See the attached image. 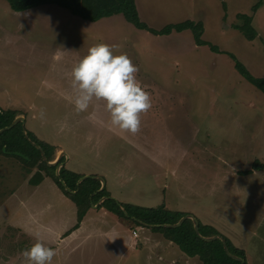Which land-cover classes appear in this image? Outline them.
<instances>
[{
  "label": "rangeland",
  "instance_id": "obj_1",
  "mask_svg": "<svg viewBox=\"0 0 264 264\" xmlns=\"http://www.w3.org/2000/svg\"><path fill=\"white\" fill-rule=\"evenodd\" d=\"M134 2L147 28L122 14L92 22L55 5L14 12L0 0V107L60 149L55 158L65 153L59 164L69 157L70 171L101 177L106 198L192 215L243 250L244 264H264V171L252 169L264 164V94L231 57L264 79V0L253 15L257 0ZM237 14L252 16L256 39L236 30ZM187 20L202 24L204 44L191 29L161 33ZM99 43L126 54L151 95L135 135L110 126L103 102L75 110L69 73ZM24 170L0 157V264H24L36 233L57 250L52 264H200L182 259L162 233L99 210L103 197L75 242L63 240L75 230L76 205L50 178L31 186Z\"/></svg>",
  "mask_w": 264,
  "mask_h": 264
},
{
  "label": "trees",
  "instance_id": "obj_2",
  "mask_svg": "<svg viewBox=\"0 0 264 264\" xmlns=\"http://www.w3.org/2000/svg\"><path fill=\"white\" fill-rule=\"evenodd\" d=\"M10 9L14 12H23L29 9L39 7L42 5H55L57 7L68 10L71 14L79 16L88 21H98L102 18H107L113 15L122 14L124 18L132 23L139 29L147 28L146 25L140 23L138 13L136 10L134 0H5ZM263 0H257L255 5L252 6V15L257 12L262 5ZM237 20L241 22L236 26L242 36L247 41H253L257 37L256 30L252 27V16L245 14H237ZM187 29H191L195 33L197 44H204L200 40L202 33V24L200 22L184 21L181 23L167 25L161 33L168 34L172 30L181 32ZM216 50V47H211ZM231 57L235 61V70L253 87L264 94V79L254 77L245 66L240 63L234 56ZM21 115L16 110L3 109L0 107V129L10 125L12 121ZM26 131L27 137L30 141L34 142L44 152L47 162H53L55 160L57 147L44 140L38 139L30 131ZM5 149V152H3ZM20 153L22 156L14 155L13 153ZM0 157L3 159H14L18 161L22 168L25 170L24 175H30L33 173L28 183L31 186H38L43 178H50L60 190L69 197L77 208V223L73 229L79 226V223L83 220L86 212L90 209V204H95L102 197H109V193L106 186L98 192L96 195L90 196L98 191L101 187L99 181L94 179H86L77 185V181L84 176L81 173L70 171L66 165H63L59 170V178L64 181L66 186L74 191L75 194H70L63 189L59 179L55 175L56 166H48L46 162L42 160L40 151L33 147L29 141L25 139V135L22 132L21 124H17L13 128L0 134ZM64 161V158L61 162ZM252 169L254 171H264V164L255 161ZM251 172V171H250ZM249 173V171L247 172ZM105 208L109 212L117 215L121 218L130 219L135 224H138L131 217L140 220L146 225H164L175 224L183 216L188 215L182 212H173L165 207L164 204H160L154 208H146L142 206L132 204L116 203L112 199L106 198L99 206L98 209ZM125 210L128 216L123 213ZM199 233L203 237L220 236L216 229L202 225L198 221ZM153 231H157L163 234V236L176 245L179 250L184 254V257L197 258L200 264H241L240 262L228 257L223 249L222 243L219 240L211 242H205L200 239L194 232L193 223L190 219L184 220L179 226L174 228L153 227ZM226 245L228 251L239 258H244L243 250H240L226 239Z\"/></svg>",
  "mask_w": 264,
  "mask_h": 264
},
{
  "label": "clouds",
  "instance_id": "obj_3",
  "mask_svg": "<svg viewBox=\"0 0 264 264\" xmlns=\"http://www.w3.org/2000/svg\"><path fill=\"white\" fill-rule=\"evenodd\" d=\"M138 71L126 54H114L113 46L99 43L89 48L69 73L75 110L86 112L94 101L103 102L110 126L137 134L142 115L152 107L150 93L137 79ZM34 239L35 242L21 252L24 264H52L57 250L48 246L39 233Z\"/></svg>",
  "mask_w": 264,
  "mask_h": 264
},
{
  "label": "water",
  "instance_id": "obj_4",
  "mask_svg": "<svg viewBox=\"0 0 264 264\" xmlns=\"http://www.w3.org/2000/svg\"><path fill=\"white\" fill-rule=\"evenodd\" d=\"M24 123H25V120H24L23 117H16V118L12 121V123H11L10 125H8V126L2 128V129H0V134L3 133V132H5V131H7V130H9V129H11V128H13V127L16 126L17 124H21L22 132H23V134L25 135V139H26L27 141H29L30 144H31L33 147H35L36 149H38V150L40 151V154H41L42 160H43L44 162H46V164H47L48 166H56V165H57V167H56V169H55V175H56V177L59 179V182H60L61 186H62L63 189H64L65 191H67L68 193H70V194H74L75 192L71 191V190L66 186V184L64 183V181L61 180V179L59 178V170H60V168L63 166L62 163L59 164V161H60L61 157H62L63 155H65V153H62V154L60 153V155H58L57 159H56L54 162H47V160H46V158H45V155H44V152H43V150L41 149V147L38 146L37 144H35L34 142L30 141V139L27 137V135H26V131H25V129H24ZM3 152H5V149H3ZM13 154H14V155H17V156H22L20 153H17V152H16V153H13ZM65 160H66V158H65ZM58 164H59V165H58ZM88 178H90V179H94V180H97V181H99L100 184H101L100 189H99L98 191H96L95 193H93V195H96L98 192H100V191L104 188L105 182L103 181V179H102L101 177H97V176H88V175H84V176H82V177L78 180L77 184L79 185L82 181H84L85 179H88ZM102 199H103V201H104L106 198L103 197ZM103 201H102V202H103ZM97 205H98V204H96V205H93V204H92L91 206L95 208ZM122 211H123V213H124L125 216H128V214H127V212H126L125 210L122 209ZM131 218H132L135 222H137L138 224H142L143 226H148V227H151V228H153V227L174 228V227L179 226L184 220H186V219H190V220L192 221V223H193L194 232H195V234H196L200 239H202V240L205 241V242H211V241H214V240L219 239V240L222 242V246H223V249H224L226 255H227L228 257H230L231 259H234V260L240 262L241 264H244V260H243L242 258H239V257H237V256H234L233 254H231V253L228 251V247H227V245H226V242H225V240H224L221 236H212V237H203V236H201L200 233H199L198 221H197V220L195 219V217H193L192 215H189V214H188V215L183 216V217H182L177 223H175V224H164V225H146V224L142 223V222H141L140 220H138V219H135V218H133V217H131Z\"/></svg>",
  "mask_w": 264,
  "mask_h": 264
},
{
  "label": "crops",
  "instance_id": "obj_5",
  "mask_svg": "<svg viewBox=\"0 0 264 264\" xmlns=\"http://www.w3.org/2000/svg\"><path fill=\"white\" fill-rule=\"evenodd\" d=\"M59 155V154H58ZM58 155H57V157H58ZM69 157H67L66 158V160L64 159V161H65V163H66V166L68 167V164H69V160L70 159H68ZM57 158H55V160H56ZM54 160V161H55ZM53 161V162H54ZM64 161L62 162V163H64ZM64 163V164H65ZM77 173H79V172H77ZM81 174H83V173H81ZM83 175H85V174H83ZM106 198V197H105ZM93 203H91L90 204V209L88 210V211H91V209L92 210H94L93 209V207L91 206ZM125 204H129V203H125ZM99 206V205H98ZM99 210H103L105 213H111V212H109L108 210H105L104 208H101V209H99ZM88 211L86 212V214L88 213ZM96 212V211H95ZM85 214V215H86ZM85 217V216H84ZM84 219V218H83ZM132 219V218H131ZM133 220V219H132ZM83 221V220H82ZM82 221H81V223H82ZM80 223V224H81ZM80 224H79V226L75 229V230H72V232H68V233H66V234H64V236L62 237V238H64L63 240H66L67 242H70V240H73V242H75V240L77 239V237H78V235H81V234H78V232H80V230H78V228L80 227ZM149 228H151V227H149ZM134 231V230H133ZM135 232V231H134ZM136 233V232H135ZM132 236H133V233H132ZM134 237V236H133ZM137 238V237H136ZM69 246L70 245H72V244H70V243H67ZM107 246V245H106ZM183 256H184V254H183ZM196 258V257H195ZM182 259H184V260H186L185 259V257H183Z\"/></svg>",
  "mask_w": 264,
  "mask_h": 264
},
{
  "label": "built area",
  "instance_id": "obj_6",
  "mask_svg": "<svg viewBox=\"0 0 264 264\" xmlns=\"http://www.w3.org/2000/svg\"><path fill=\"white\" fill-rule=\"evenodd\" d=\"M133 234H134V236L136 237V234H135V232H133Z\"/></svg>",
  "mask_w": 264,
  "mask_h": 264
}]
</instances>
